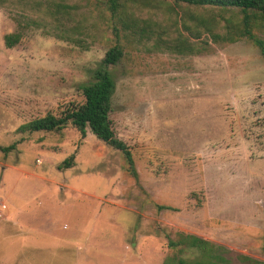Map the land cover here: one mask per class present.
Wrapping results in <instances>:
<instances>
[{
	"label": "rangeland",
	"instance_id": "1",
	"mask_svg": "<svg viewBox=\"0 0 264 264\" xmlns=\"http://www.w3.org/2000/svg\"><path fill=\"white\" fill-rule=\"evenodd\" d=\"M242 21L238 9L175 0L116 11L109 0H0V146L16 144L0 150V264H72L27 252L22 225L63 233L83 215L93 246H140L151 260L140 264L198 261L169 247L182 235L230 264L264 263V56L240 38ZM252 31L264 40V18ZM112 49L122 56L105 66ZM98 70L114 80L110 119L133 166L90 129L18 131L83 104Z\"/></svg>",
	"mask_w": 264,
	"mask_h": 264
},
{
	"label": "trees",
	"instance_id": "2",
	"mask_svg": "<svg viewBox=\"0 0 264 264\" xmlns=\"http://www.w3.org/2000/svg\"><path fill=\"white\" fill-rule=\"evenodd\" d=\"M122 0H109L110 9L116 11ZM176 2L185 3L197 7H212L222 10L238 9L243 14V30L240 32V38L250 39L264 56V40L258 39L253 34L255 20L264 18V0H175ZM19 41L16 35L6 37V44L13 47ZM233 41V40H230ZM122 52L119 49H112L106 55L104 65H114L119 62ZM115 91V83L107 70H98L95 74L94 81L82 86V92L85 98L83 104L67 109L60 117L48 114L45 117L35 119L19 127V132H61L69 124H72L82 135L86 137L87 130L90 131L107 145L121 151L129 162L134 165L133 155L128 146L119 140L115 134L110 119L112 112V97ZM16 149V144L8 147L0 146L3 153ZM74 156L64 162L66 168L72 167ZM133 174L137 176L133 168ZM184 245L191 249H196L201 253L198 261L180 264H230V261L220 252H216L217 247L211 242L196 236H184L178 242H170L169 247ZM253 262L251 258H246ZM172 264H175L173 261ZM254 264H264L254 261Z\"/></svg>",
	"mask_w": 264,
	"mask_h": 264
},
{
	"label": "crops",
	"instance_id": "3",
	"mask_svg": "<svg viewBox=\"0 0 264 264\" xmlns=\"http://www.w3.org/2000/svg\"><path fill=\"white\" fill-rule=\"evenodd\" d=\"M86 220V216L83 215L73 221V226L68 225L66 227V230L71 229L67 233H64L66 231L64 228L63 233L40 231L39 229L42 227L32 225L35 222L25 221L22 227L27 230L21 232L20 238L22 247L27 252L29 250L35 252L49 251L53 256L58 254L63 262L69 261L72 264H140L141 258L146 260V263L151 262L149 258L142 257L145 250L140 246L137 249L133 247L125 249L124 247L93 246L92 236L95 231L92 229L91 222ZM76 231H78V235L75 234ZM26 258L28 264H37L32 256L27 255ZM38 261L42 263L44 260L40 256ZM152 262L156 264L155 260Z\"/></svg>",
	"mask_w": 264,
	"mask_h": 264
}]
</instances>
